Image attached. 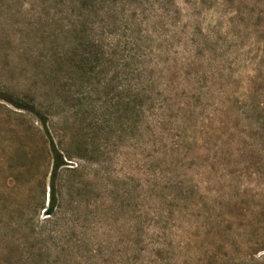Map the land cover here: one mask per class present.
Wrapping results in <instances>:
<instances>
[{"label": "rangeland", "instance_id": "obj_1", "mask_svg": "<svg viewBox=\"0 0 264 264\" xmlns=\"http://www.w3.org/2000/svg\"><path fill=\"white\" fill-rule=\"evenodd\" d=\"M173 2L186 35L170 50L182 54L196 24L214 60L183 66L189 77L223 68L231 94L225 127L197 145L181 116L200 100L188 76L159 80L174 122L164 117L166 146L153 144V110L137 111L141 59L121 44L108 53L120 29L84 31L91 19H75L72 0H0V90L37 103L66 162L56 237L30 244L27 221L48 219L49 140L35 114L0 99V264H264V0ZM151 50L157 75L171 56Z\"/></svg>", "mask_w": 264, "mask_h": 264}, {"label": "trees", "instance_id": "obj_2", "mask_svg": "<svg viewBox=\"0 0 264 264\" xmlns=\"http://www.w3.org/2000/svg\"><path fill=\"white\" fill-rule=\"evenodd\" d=\"M72 3V11L75 19L83 18L85 19L84 23L91 19V27L85 28L84 31L90 30L96 33L98 28H101L100 30L102 31L111 22L113 27H117L122 31L118 34L117 43L115 41L113 44L110 41L106 44L109 49L108 53L114 52L117 44H121V48L125 50V54L131 50L137 51V56L141 59L138 65L137 75L139 80L136 82V100L139 106V110L137 111L141 117H145V110H147L145 109V105L153 110L152 116H155V121L152 126L153 137L159 135V141H153L152 143L162 142V145L166 146V135L164 131L167 130L165 128L164 117H166V121L169 124L174 122L171 121L172 116L167 111L173 108L175 100L167 95L169 88L166 87L167 84L159 80L167 78L165 74L167 72L173 74L175 71H180L183 75L188 76L183 65L190 66L194 65L195 61L198 62V58L200 57L198 53H201V58L204 59L206 64L212 63L214 59L204 51L208 47L204 43L206 41L202 40L203 44L201 45L200 41L197 40L198 34H201L203 30L201 28L199 29L198 26L196 27L195 24L194 28L192 27L194 30L190 31L189 39H183L182 45L184 48L182 54H179L176 52V49H173V51L170 50L172 47L171 39L174 37L181 38L182 35H186L184 33L186 31L183 32V30L176 28L179 21L177 16L179 11H177L173 0H72ZM92 19H99L103 25H96ZM108 19L111 21L109 22ZM95 26L98 27L96 28ZM108 32H112V30ZM153 46H157L161 50V53L163 52L167 56H171V62L162 66L161 70H157L159 72L157 75L156 71L153 72V68L157 69V65L153 66L145 62V58L153 54L151 50ZM178 58L182 61L179 66L184 69L177 67L176 63H174L177 62ZM167 59L169 60V58ZM147 67L149 68L147 69ZM223 71V68L217 67V69H211L205 72L197 71L194 77L188 76V78H184L183 76V80L188 79L193 92L195 91L200 99L195 96L196 100H199L198 102L191 100L187 105L185 104L186 107L180 106L184 110V115H181L182 120L187 118L190 122L189 128L192 129L193 133H196L193 136L194 144L199 143L202 139H207V137L214 138V134L225 127V125L222 126V114L220 113L224 114L226 111L224 97H226V101H229L231 94L221 81L223 78L221 72ZM209 93L213 95L211 98L215 97L213 101L211 98L209 100ZM221 96H223V100H218ZM0 99L7 101L16 108L35 114L44 126L45 135L48 136L51 171L47 206L43 207V212L47 215L46 218L48 219H43L38 224L27 221V228L24 234L25 240L30 242V244L33 241L45 243L48 239H55L56 237V231L53 225L57 219L56 203L59 199L58 196H60L57 179L59 169L62 165L66 164L62 150L57 149L55 145V137L59 136L58 130L55 127L54 129L47 127L48 117L38 109L37 103L34 101H29L22 96L12 94L6 90H0ZM199 123L201 124L200 126ZM224 133L226 132H222V134ZM145 143L144 135L140 144L142 146ZM179 146V141H173L172 147L174 149H177ZM198 148H200L199 145ZM170 236L171 233L167 234L166 237ZM165 240L166 238L164 237L163 243L161 244L163 249H157V252H159L157 259H159L160 252L164 250V245H167ZM42 246H38V253L41 252Z\"/></svg>", "mask_w": 264, "mask_h": 264}]
</instances>
